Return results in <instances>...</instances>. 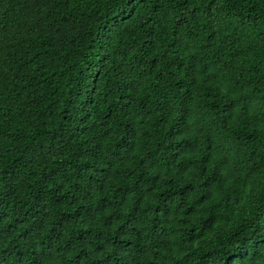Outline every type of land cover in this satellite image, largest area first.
Wrapping results in <instances>:
<instances>
[{
    "label": "trees",
    "instance_id": "16d2710c",
    "mask_svg": "<svg viewBox=\"0 0 264 264\" xmlns=\"http://www.w3.org/2000/svg\"><path fill=\"white\" fill-rule=\"evenodd\" d=\"M0 264H264V0H0Z\"/></svg>",
    "mask_w": 264,
    "mask_h": 264
}]
</instances>
